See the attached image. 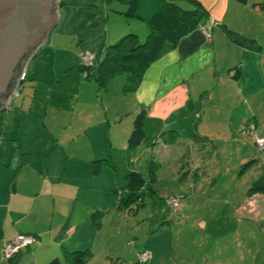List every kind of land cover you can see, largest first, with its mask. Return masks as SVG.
Here are the masks:
<instances>
[{
  "label": "crops",
  "instance_id": "0c3cea01",
  "mask_svg": "<svg viewBox=\"0 0 264 264\" xmlns=\"http://www.w3.org/2000/svg\"><path fill=\"white\" fill-rule=\"evenodd\" d=\"M196 1L204 11L198 25L146 66L135 89H121L119 99L127 103L113 111L96 91L101 88L107 96L109 82L124 73H114L102 84L93 80L94 88L78 77L81 53L99 58L127 33L139 42L148 34L146 21L167 3L187 10L195 4L136 0L129 15L128 0L59 1L52 33L43 44L55 48L54 57L66 65L55 75L53 109L48 117V109L35 114L34 84L32 98L18 102L17 112L0 113V264L3 243L17 233L35 240L9 264L52 259L73 264L74 251L83 252L81 264H100L95 260L109 249L105 244L111 239L100 240L101 228L117 230V213L123 217L140 210L146 219L153 217L156 208H146L145 199L148 207L161 204L156 218L169 220L164 232L149 229L143 248L135 252L136 260L143 252L147 258L137 262L261 264L264 162L253 138L264 135V0ZM65 71L67 79L58 80ZM23 74V80L39 75L34 69ZM64 86L71 97L62 105ZM95 93L101 109L96 106L93 114ZM138 113L143 138L131 147L127 139ZM242 125L251 127L247 135ZM119 150L125 155L120 180ZM166 162L178 166L177 175L171 174L177 178L176 190L169 194L178 199L176 212L167 200H154L156 171ZM131 171L144 182L129 210L117 195L128 189ZM119 187L124 189L120 194Z\"/></svg>",
  "mask_w": 264,
  "mask_h": 264
},
{
  "label": "rangeland",
  "instance_id": "374dc122",
  "mask_svg": "<svg viewBox=\"0 0 264 264\" xmlns=\"http://www.w3.org/2000/svg\"><path fill=\"white\" fill-rule=\"evenodd\" d=\"M84 1L91 2L92 0H84ZM146 30L148 33L147 27H146ZM51 33L52 32H50L49 34ZM145 39H146V35L140 38L139 42L142 43L143 41H145ZM55 50H56L55 48L51 50V48H47L44 45H40L37 47L35 52H37L38 54L35 55V57L29 58L27 60L24 66V70H26L27 73L29 74V72L32 69H34L37 73H39L38 78L31 79V77L27 76L24 80L20 81L16 87V91H18V94L17 95L14 94L12 96V101H11L12 108H5L0 113H4L6 111L17 112L20 109L18 102L22 101V99L27 100V99L32 98L33 96L32 87L34 86V84H38L37 91L33 98V100L37 102L36 103L37 107L34 112L35 114H39L41 116V114H43V112L46 111V109H48L49 111L47 112V117L49 116L50 111L53 109L51 108V98L53 95V91L58 86L56 85L54 87L53 84H58L59 82L55 80V75L58 74L62 68L66 67L64 63L60 62L59 58L54 57V56H57V54L53 53ZM90 54L93 55V52H91ZM66 72L67 71H65L63 74L58 76V80H60V78L63 76H64V79H67L68 76H66L67 75ZM78 77L80 81L90 83L95 88L93 80L90 78H83L81 71L78 73ZM50 82L52 83L50 86L52 90L49 91ZM125 85H126L125 74L124 75L117 74L116 76H114V78H112V80L109 82V85L107 87L108 89L111 87L112 92H110V94H108L107 96H104L105 90H102L101 88H97L98 91L96 92H98L99 95L101 94V96L99 97H103L105 104H107L108 101L112 104L110 105L112 106V111H113V110H117V107H121V105L122 107H124L127 103V102L122 103V101L119 99V96L122 95L121 89H123ZM53 88L55 89L53 90ZM70 94H71L70 89L64 86L59 96V99L62 105H65L68 103L71 97ZM94 96L96 99L95 105H94V102L93 101L91 102L90 100V112L93 114H94V111L96 110V106H98V108L101 109L98 95H96L95 93ZM91 98H93V96ZM107 106L110 107L109 104ZM25 110H28V109H25ZM65 112L66 111L59 112V116L64 117ZM118 144H119V141L117 142V145ZM121 152L122 150L117 151V179L118 180L123 178V171H121L122 169H119V168L125 167V162L123 163L125 155L120 154ZM141 165H144V163L141 162ZM177 167L178 166L174 165V163L170 165L169 162H166L162 165V167L158 168V170L156 171L157 180L155 181L154 184H152V188L155 191L154 200H159V198H161L166 201L167 200L166 198L170 197L169 196L170 191L176 190V186H177L176 179L177 178L175 180L171 179L172 178L171 174L173 173L175 176L177 175V171H178ZM122 186H124V184ZM123 190L124 189H122V187H119L118 192L123 191ZM125 192L126 190H124L123 194ZM145 205H146V208H148L149 210H151L152 206L156 208L157 212L156 214H154L153 217H148L146 219L145 217H143L142 215L143 212L140 210L138 211L135 210V212L133 213H128V214L125 213L123 214V217L122 215L117 213V230L113 231L108 225L103 226L101 228L99 232L100 240L104 241L105 239L108 240L109 238H111L109 243L105 244V246L107 248L109 247V249L104 250V254L105 255L112 254L113 257L111 259H108V258L105 259L104 258L105 255L101 254L100 259L99 258L96 259L95 262H99L100 264H103V261H104V264H143L144 263V262H137L136 257H135L136 250L137 249L141 250V248H143L142 242L144 243L146 241L150 233L149 232L150 228L154 229L155 232H164L163 229L167 227L168 225L167 221L169 220L166 217H164L163 219L156 218L157 213H159L162 210V206L159 202H152L151 206L148 207V202L145 199ZM134 213H136L135 216H134ZM174 216H176V214H174ZM180 219L184 220L183 218H180ZM192 220H193V217L189 219V222H191ZM105 242L106 241H104V243ZM110 246L113 247L112 250L110 249ZM93 257L95 259L96 256H93ZM258 259L261 264H264V250L260 251V255L259 257H257V261ZM90 263H92V260ZM2 264H6V263L3 261Z\"/></svg>",
  "mask_w": 264,
  "mask_h": 264
},
{
  "label": "trees",
  "instance_id": "16d2710c",
  "mask_svg": "<svg viewBox=\"0 0 264 264\" xmlns=\"http://www.w3.org/2000/svg\"><path fill=\"white\" fill-rule=\"evenodd\" d=\"M238 1L243 2L244 0ZM191 2L195 4V8L190 10L183 9L173 2L167 3L146 21L148 34L145 41L140 43L134 34L127 33L115 43L108 45L101 57H94L92 65L80 64L81 73L85 72V77L90 76L92 80L102 84L107 77L121 72L126 78L123 90L135 89L146 66L155 60L164 49L173 46L179 38L198 25L199 17L204 11L196 0H191ZM135 6L136 0H128L126 14H133ZM142 138V113H138L133 119L127 144L131 147L136 146ZM143 182L144 179L138 173L129 172L127 174L128 189L123 196H118L120 204L129 206L131 210L133 208L131 202L138 201L140 198L137 190L141 188ZM258 185L259 183L255 182V186ZM10 260L5 263L9 264ZM71 261L73 264H81L83 252L74 251L71 254ZM46 264H57V261L52 259Z\"/></svg>",
  "mask_w": 264,
  "mask_h": 264
},
{
  "label": "water",
  "instance_id": "95a60500",
  "mask_svg": "<svg viewBox=\"0 0 264 264\" xmlns=\"http://www.w3.org/2000/svg\"><path fill=\"white\" fill-rule=\"evenodd\" d=\"M58 1L0 0V112L27 60L48 42Z\"/></svg>",
  "mask_w": 264,
  "mask_h": 264
},
{
  "label": "built area",
  "instance_id": "2783aa9c",
  "mask_svg": "<svg viewBox=\"0 0 264 264\" xmlns=\"http://www.w3.org/2000/svg\"><path fill=\"white\" fill-rule=\"evenodd\" d=\"M81 61H82V65L84 66H90L93 63L94 60V55H91L90 53H81L80 55ZM86 73L83 72L82 76L85 77ZM23 76L24 74L22 73L21 76L18 79V82L15 86V88L13 89L12 93L10 94V96L8 97L6 103H5V108H12L11 106V101H12V96L15 94H18V91H16V87L18 85V83L20 81L23 80ZM250 126L247 125H242L241 126V130L242 132L247 135L250 132ZM254 143L260 153V156L262 158V160L264 161V135H260V136H254ZM120 194V192H118ZM167 202L169 203V205L171 206V209L173 212L177 211V207H178V199L176 197H169L167 199ZM35 238L31 235L28 234H21V233H17L16 235H14V237H12L9 241H6L3 243L2 245V259L3 261H8L10 260L21 248L23 247H27L30 246L33 242H34ZM147 258V255L145 252L143 253H139L137 255V260L138 261H145Z\"/></svg>",
  "mask_w": 264,
  "mask_h": 264
}]
</instances>
